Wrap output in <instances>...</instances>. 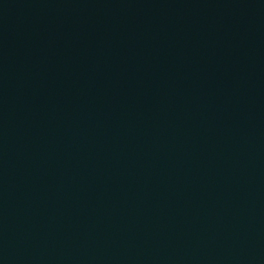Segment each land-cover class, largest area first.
I'll return each mask as SVG.
<instances>
[{
  "label": "water",
  "instance_id": "water-1",
  "mask_svg": "<svg viewBox=\"0 0 264 264\" xmlns=\"http://www.w3.org/2000/svg\"><path fill=\"white\" fill-rule=\"evenodd\" d=\"M0 264H264V0H0Z\"/></svg>",
  "mask_w": 264,
  "mask_h": 264
}]
</instances>
